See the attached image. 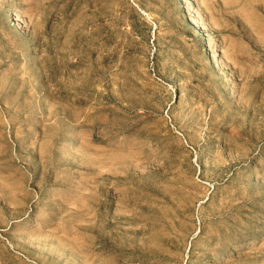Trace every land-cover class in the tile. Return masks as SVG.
Segmentation results:
<instances>
[{"label": "rangeland", "instance_id": "374dc122", "mask_svg": "<svg viewBox=\"0 0 264 264\" xmlns=\"http://www.w3.org/2000/svg\"><path fill=\"white\" fill-rule=\"evenodd\" d=\"M0 264H264V0H0Z\"/></svg>", "mask_w": 264, "mask_h": 264}]
</instances>
